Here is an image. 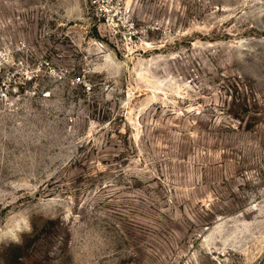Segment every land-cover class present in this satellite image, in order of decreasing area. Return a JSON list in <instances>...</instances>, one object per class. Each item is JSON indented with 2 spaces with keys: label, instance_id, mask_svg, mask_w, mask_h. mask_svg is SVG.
<instances>
[{
  "label": "rangeland",
  "instance_id": "374dc122",
  "mask_svg": "<svg viewBox=\"0 0 264 264\" xmlns=\"http://www.w3.org/2000/svg\"><path fill=\"white\" fill-rule=\"evenodd\" d=\"M0 0V264H264V0Z\"/></svg>",
  "mask_w": 264,
  "mask_h": 264
},
{
  "label": "built area",
  "instance_id": "2783aa9c",
  "mask_svg": "<svg viewBox=\"0 0 264 264\" xmlns=\"http://www.w3.org/2000/svg\"><path fill=\"white\" fill-rule=\"evenodd\" d=\"M90 5L94 23L104 25L110 33L133 22L132 6L126 0H90ZM18 92L16 87L8 90L0 84V103Z\"/></svg>",
  "mask_w": 264,
  "mask_h": 264
}]
</instances>
